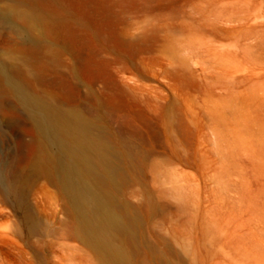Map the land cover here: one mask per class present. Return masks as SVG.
<instances>
[{
	"label": "rangeland",
	"instance_id": "374dc122",
	"mask_svg": "<svg viewBox=\"0 0 264 264\" xmlns=\"http://www.w3.org/2000/svg\"><path fill=\"white\" fill-rule=\"evenodd\" d=\"M10 0H0L5 9ZM0 20V66L80 111L119 157L117 262L31 173L35 131L0 96V264H264V0H45Z\"/></svg>",
	"mask_w": 264,
	"mask_h": 264
},
{
	"label": "bare ground",
	"instance_id": "6f19581e",
	"mask_svg": "<svg viewBox=\"0 0 264 264\" xmlns=\"http://www.w3.org/2000/svg\"><path fill=\"white\" fill-rule=\"evenodd\" d=\"M10 1L5 9L0 8V20L18 18L27 27L25 34L46 20L45 0ZM2 92L12 96L31 120L36 135L31 173L47 176L63 190L74 218V233L84 228L88 240L124 262L127 251L113 231L129 229L130 209L120 205L115 194L119 172L115 143L96 133L95 124L77 109L33 90L20 69L0 66V96ZM0 186L9 190L2 181Z\"/></svg>",
	"mask_w": 264,
	"mask_h": 264
}]
</instances>
